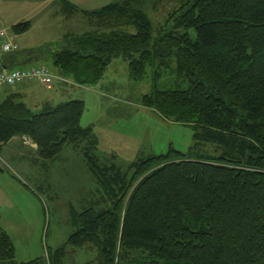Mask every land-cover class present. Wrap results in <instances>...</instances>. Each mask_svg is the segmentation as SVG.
<instances>
[{
  "label": "trees",
  "instance_id": "16d2710c",
  "mask_svg": "<svg viewBox=\"0 0 264 264\" xmlns=\"http://www.w3.org/2000/svg\"><path fill=\"white\" fill-rule=\"evenodd\" d=\"M178 2L155 38L139 2L108 4L85 14L90 31L49 45L60 47L49 57L86 87L97 85L116 60L128 64L134 81L144 79L148 64L157 65L142 105L194 130L187 154L171 148L123 172L100 163L93 129L81 126L83 101L38 113L15 97L0 105V152L14 138H27L39 160L51 162L73 147L109 204L73 214L76 230L63 247L49 250L50 264H62L66 247L85 245L98 251L94 264H130L131 252L149 261L140 264H264V0ZM65 4L69 14L79 13ZM30 28L24 22L12 31ZM166 71L187 89H158ZM202 144L214 145L218 155L209 156ZM15 256L0 226V262Z\"/></svg>",
  "mask_w": 264,
  "mask_h": 264
},
{
  "label": "rangeland",
  "instance_id": "374dc122",
  "mask_svg": "<svg viewBox=\"0 0 264 264\" xmlns=\"http://www.w3.org/2000/svg\"><path fill=\"white\" fill-rule=\"evenodd\" d=\"M118 1L69 0L80 5V12L65 22L63 17L55 13L57 6L49 10L48 14L44 13L42 20L36 18L38 14H32V5L24 1L14 6L16 0H0V28L7 30L21 51L24 47L40 49L45 46L46 40L59 32L76 27L85 14ZM136 1L152 23L154 38L158 36L169 15L179 7L178 0ZM31 18H36L34 21L38 26L26 34L16 35L11 28L6 27V21L21 22ZM89 27L88 31L92 29V26ZM130 32L134 33L133 30ZM114 62L108 66L96 86L83 90L85 97H72V100H83L85 103L81 126L93 128L99 142L97 157L102 161L100 163L105 166L115 165L127 172L133 163L166 155L171 148L187 154L196 142L194 130L166 120L142 105V98L153 91L157 65L152 67L148 64L144 79L134 81L130 78L126 62ZM40 65L50 68L53 73L58 70L51 57L21 68ZM33 85L41 86V90L45 87L39 82ZM156 86L160 90L187 89V83L178 80L169 71L162 72ZM10 89L6 86L0 89V103ZM40 100L42 95L28 94L21 102L38 113ZM201 146L209 156L218 155L214 145ZM9 155L6 149L0 153V169L3 171L0 173V226L11 238L16 256L12 263L0 264H29L36 260H39L37 264H50L49 250L63 247L76 230L73 214L90 207L97 210L106 208L109 206L107 198L99 191L86 160L73 147H66L49 164H41L38 156L37 162L29 159L22 165ZM66 250L62 264H94L97 261L98 251L93 245L66 247ZM143 258L136 252L129 253L130 264L149 263Z\"/></svg>",
  "mask_w": 264,
  "mask_h": 264
},
{
  "label": "crops",
  "instance_id": "0c3cea01",
  "mask_svg": "<svg viewBox=\"0 0 264 264\" xmlns=\"http://www.w3.org/2000/svg\"><path fill=\"white\" fill-rule=\"evenodd\" d=\"M7 1L8 0H6V2ZM21 1L26 2L29 6L32 5V14H35V13L38 14V16L36 18L37 19L39 18L42 20H43V14L44 13L48 14V11L49 10L51 11V9L55 8V6L58 7L57 12H55V13L56 14L58 13L59 16L63 17L65 19V22L68 19L73 18L75 15L77 16L78 12H76L74 14L68 13L70 11H67V6L65 3H70V4L74 5L76 7V10H78L80 12V8H79L80 5L76 4V2L71 3V2H69V0H16V2L14 3V6L18 5ZM59 6H60V9H59ZM36 18H31L30 20H24L21 22H19V21H16V22L6 21V27H7V29L11 28V30H12V28L14 26H16L17 24L24 23V22H30L31 28L28 31V32H30L33 30L34 27L38 26L36 24V22L34 21ZM83 18L84 19L81 20L78 25H75L76 27H74L73 29H71V30L65 29L64 32H59L57 35L51 37L50 40H46V42H44V43H46L47 45H57L58 43H61L66 38V36H68V35H71V34L81 35V34L86 33L90 28L89 27L90 24L88 22V19L85 18V16H83ZM50 20H51V18H50ZM51 22H52V20H51ZM59 25H61V24H59ZM23 49L24 50H36L34 48H29V47H24ZM19 50H20V48H19ZM1 55L2 54H0V56ZM113 64H115L114 61L110 65H113ZM29 67H32V66H29ZM54 74L57 78L54 79L53 83L50 86L43 87V90L40 89L41 86L39 88V86L33 85L34 82H25V83L18 84V85L13 86V87H9V88H11L10 92L8 95H6V98L0 103V105L9 97H15L19 102H21L28 94L42 95V100H40V104H39V107H40L39 112H40L46 105L57 106L61 103L73 101L72 97H85V96H83L84 94L82 92H83V90H88V89H85V88H87L86 86H79V85L74 84L73 79L70 76L62 73L59 69L56 70ZM76 90H78V91H76ZM82 99H84V98H82ZM26 107L28 108L27 105H26ZM28 109H30V108H28ZM88 127H91V126H88ZM93 132H94V130H93ZM95 136H96V134H95ZM4 149H6V152H8V151L10 152L9 157H11L12 160L16 159V160L20 161V163H22V165L24 164V162H26L29 159H32V160L34 159V162H37L36 161V159H38L37 158L38 157L37 146L27 138H14L7 145H5L3 148H1L0 153H2V151H4ZM40 163L41 164H49L48 162H45V161H40Z\"/></svg>",
  "mask_w": 264,
  "mask_h": 264
},
{
  "label": "built area",
  "instance_id": "2783aa9c",
  "mask_svg": "<svg viewBox=\"0 0 264 264\" xmlns=\"http://www.w3.org/2000/svg\"><path fill=\"white\" fill-rule=\"evenodd\" d=\"M19 47L15 44L6 29L0 28V54L18 52ZM57 78L53 71L46 66H32L15 68L11 71L0 70V89L13 87L25 82H39L44 86H50Z\"/></svg>",
  "mask_w": 264,
  "mask_h": 264
},
{
  "label": "water",
  "instance_id": "95a60500",
  "mask_svg": "<svg viewBox=\"0 0 264 264\" xmlns=\"http://www.w3.org/2000/svg\"><path fill=\"white\" fill-rule=\"evenodd\" d=\"M60 47L45 45L40 52H25L2 54L0 56V67L3 70L11 71L15 68H21L34 61L44 60L49 58L50 54H54Z\"/></svg>",
  "mask_w": 264,
  "mask_h": 264
},
{
  "label": "flooded vegetation",
  "instance_id": "af4514ba",
  "mask_svg": "<svg viewBox=\"0 0 264 264\" xmlns=\"http://www.w3.org/2000/svg\"><path fill=\"white\" fill-rule=\"evenodd\" d=\"M11 54V53H10Z\"/></svg>",
  "mask_w": 264,
  "mask_h": 264
}]
</instances>
